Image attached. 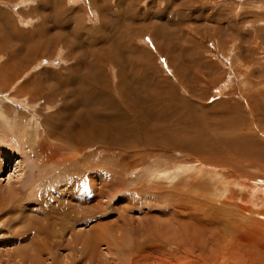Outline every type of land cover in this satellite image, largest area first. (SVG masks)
<instances>
[{
  "label": "rangeland",
  "instance_id": "374dc122",
  "mask_svg": "<svg viewBox=\"0 0 264 264\" xmlns=\"http://www.w3.org/2000/svg\"><path fill=\"white\" fill-rule=\"evenodd\" d=\"M95 1L97 2L96 6L99 10L92 5L91 0H0V74H2L0 76L2 78L10 77L14 72L17 74L20 72L22 77H20L19 80L17 79L15 84L13 82L1 83L0 108L1 110L5 108L14 109L13 112L15 114H22L23 118L26 117L30 119L29 122L32 123L33 127L37 128V135L44 133L45 124L48 125V123H50L53 126L58 124V126L61 127L55 117L61 109L62 99L60 97H58L59 100L58 98L52 97L50 102L46 103V105L43 103V100H40L37 102L38 104L34 105L37 106L36 109L33 106H28L27 98L23 100L19 99L20 101H18L16 98L12 97L19 88L18 85L22 86L30 83V81L34 79L33 75L36 74V72L42 76L41 79L49 78L45 72L47 71L51 74L52 70L64 73V75L68 73L72 79H75L83 72L89 71L90 68L94 67L99 70V68L102 67H100V65L103 64V61L109 59L108 61L112 62L110 64L111 66L108 65L110 83L104 88L103 101H100L103 105V113L106 114L107 107L111 104H117L119 107L123 106L122 108L126 110L132 109V104H138L139 108L144 111L148 117L147 123L144 126L145 128H150L151 131L147 129L141 131L139 129L138 132L135 133L136 137L133 142L139 138L142 139L144 136L147 142L149 139L151 145L148 148L146 144L147 147H145V145L143 148H133L134 150H131L132 147L130 146L124 147L125 143L129 144L131 141L128 139V135L122 132V130L119 131L120 129H117V126L102 120L99 136L106 140V143L100 145V149L96 148L95 150L94 146L90 145L91 142L85 140V145L82 146L83 150L79 153L78 150L80 147H75L73 140L66 143V139H54L51 141L56 151L53 155V161L50 160L48 161L49 163L46 162L44 164L41 157L36 154H30L28 147H26V144L24 145L25 141L29 144L28 138L25 139L23 143H20V140L17 141L18 139L15 141L14 136L16 135H14L12 129L16 128L12 122L4 123L3 125L0 121V126L2 127L0 128V137L4 140L2 144L6 148L8 147V150L16 154L14 157L16 160L8 163L0 173V186L3 191L19 188L21 190V197L24 200L20 203L22 206L18 204V207H22L19 210H15L14 207H7L11 210H8V212L16 217L15 220H12L11 214L6 213V211L2 213L6 215L7 219L10 218L7 220L8 223H10L9 232L18 229H26L24 225H29V223L25 224V221L31 222L32 219L30 218H33V221L30 223L33 226L46 222L42 217L35 214V212L32 213L31 209H26L27 207L25 206L34 202V200L35 202L42 200L39 202H44L47 208H50L52 204L51 207L53 206V210L50 211L52 214L54 213L53 211H56V214L62 212L60 203L66 202L63 198L65 196L60 193L63 192V185L71 180L70 182L72 184H70L69 190L71 188L73 190H71L69 194L67 193V199L71 198L74 199L73 202L77 201L79 203L77 197L84 191L86 194H83V196L85 198L87 197V200L84 198L83 201H80V203L85 206V213L79 215L81 217L75 222L76 225H72L73 230L70 232V236L68 235L69 231H67V233L66 231L64 232L63 239L64 237L65 239H74L78 230L83 229V234L87 240V248L84 250L86 253H83V255L89 254L91 251L93 255L95 253L96 260L94 258V261H97L96 264H114L111 260L112 255L106 252L105 244L95 247L97 242H93L91 239L90 232H92L93 227L96 225L102 227L103 224V226L107 227L109 230L108 238L110 241L112 243L115 241L113 244L118 242L117 244L120 245V248L123 246L121 249H118L117 252L120 251L119 254H115L114 252L116 251H113L115 257L121 255L119 259L115 261L118 262V264L129 263V260L132 259L138 251L141 252L142 250L144 255L150 253L152 254H150V256L159 255L156 254V250L160 247V244L161 246L165 244L163 243L165 239H168V241L179 239L178 242L183 246L182 251H185L183 256L184 262H187L188 259H194L196 261L192 264H203L202 260H204V257H206V259L209 257V259L211 258L213 261L216 260L218 264H264V202L262 199H259L260 196L264 199V174L256 169L248 170L247 172L249 175L260 177L259 180H253L243 177L241 171L229 170L227 173L226 170L222 169L223 167H218L217 169L215 167V171H222L215 172L216 177L214 178L216 180L209 181V177H207L209 173L206 174L203 172V175L200 174L203 170L205 172L209 171L205 168L200 170L201 172L198 173V176L189 172L179 173L176 171V167L180 160L181 162L191 160L186 159L185 156H183L184 153L171 149V144H169L168 139L171 138L174 140L180 133L185 137L191 134L196 129L193 123L194 120L186 116L188 115L187 113H184L181 118V115L176 117L177 114L172 113L175 112V110H171L167 113L162 111V109L151 110L152 108L145 107V105H150V103H154V101L158 104H161V102L163 104L164 99L166 100H164L165 103H168L170 100L176 102L185 101L186 105H188V103L192 104L199 108L196 110L194 117L198 123L204 125L208 135L209 132H211L209 125L214 124L215 126L216 123L219 124L223 122L215 119V123L213 120H210L215 111L231 109L232 106L235 108L237 104L238 107L242 108L245 104V98H243L244 93L250 89V85L248 81H246L248 73L249 75L264 74V0ZM70 6L71 10L69 9ZM64 7L66 8L65 12L62 10ZM95 15L97 18L94 17ZM69 17H72L74 20L80 19L81 22L74 24L72 22L73 20L70 21L68 19ZM136 25H140L141 27H134ZM53 34L54 36L50 38ZM128 36H131V38L137 36V39L134 41L136 44L135 46H130L123 42V39ZM42 38L43 40L39 41V43H43L40 44L41 46L48 45V54L43 57L39 56V52L36 51L37 53H35V55H37V58H35V61L33 60L30 64L31 66H26L27 69L23 68L26 63L18 61V58L21 57V59H24V56L29 54L31 49L34 50V44L38 43L37 41ZM96 38L97 41H95ZM44 40H49V43L47 44ZM99 40L101 43L106 42L107 46H111L109 51L110 54L104 56H99L97 53L93 54V45L99 43ZM112 45L114 46L112 47ZM156 45L159 47L158 51L154 50ZM136 49L138 51H136ZM47 52H45L44 55ZM111 69L112 71H110ZM114 69L119 73V79L121 78L118 80L117 86L113 80ZM44 70L45 72H43ZM72 70L73 72H71ZM9 71L11 73L10 76H8ZM159 76L164 78V82L166 79V82L172 85L175 90V96L167 98L163 95L160 90L161 87H163V82L158 80ZM250 78L256 81V78L252 76ZM45 80L46 82L43 81V83H39V85L45 84L42 85L45 88L52 87L54 83L48 81L49 79ZM39 81L41 80L39 79ZM69 87L71 89L72 86ZM252 90L254 89L252 88ZM157 93L158 96H155ZM124 104H128V106H124ZM92 105L93 102L85 106L82 105L84 107H82V110H84L86 114L85 127L88 128H90L93 123ZM200 106L204 107L203 110H201ZM38 109L41 110L42 114L38 113ZM129 113L134 117L138 116L130 110ZM43 115L48 119L47 122ZM207 117L209 119H207ZM59 118L63 120V123L65 122V119H61L60 116ZM135 118L136 120L139 119V117ZM67 120H70V118H66V121ZM62 122L60 121L62 125L66 126V122L65 124ZM67 124L69 125L68 121ZM143 132L149 134L145 135ZM213 134V136H216V133ZM219 134H222V131H220ZM40 137H42V135L39 136V139ZM109 141L111 143H109ZM179 141H182L181 138H179ZM119 143L122 144L120 145ZM120 146L122 147L120 148ZM156 146L158 148H156ZM218 148L220 147L218 146ZM147 149L151 152V156L149 157L147 156L150 152L148 153ZM126 150H128V152ZM26 151L30 155H28ZM123 151L130 157L127 159V161L131 163H129L128 166ZM77 152L79 153L78 155L75 154ZM26 154L29 157L26 156ZM155 154L157 155L155 156ZM73 155L76 157H73ZM218 155L220 156V154ZM172 156L173 161L175 159V161L178 162H176V166L172 165L173 162H171L172 159L170 158ZM115 157L118 160L115 159ZM161 158L163 159L162 161ZM19 159L22 163V174L19 177L20 179H17L18 174L16 170H14V165L19 162ZM88 161H90V163ZM134 161L137 162L136 165L133 164ZM175 161L173 164H175ZM150 162L154 164L155 162L157 163L155 165L152 163V167H157V170H162L163 167V170L167 168L165 170L166 175L161 174L159 178H152L146 181L144 176H142L143 168ZM191 162L193 163V161ZM116 163H118L117 167L113 166V168L112 165H116ZM167 163L169 165H167ZM196 163L202 164L204 162L197 161ZM72 167L75 170H73ZM79 167L80 169L81 167L83 168V172L76 171L79 170ZM120 167L121 171L119 170ZM71 171L72 173H70ZM119 171L121 172L120 175L123 174L120 176L121 178H117L119 177ZM70 174L72 176L71 178L69 177ZM129 174L131 178L128 176ZM192 174L197 176V179H200L197 180L199 182L197 184L200 185L199 187H201V189L193 187V189H191L193 190L192 192L191 190L189 192H184L186 189H184L185 187H180L182 186L181 183L185 180L189 182L192 181V179L189 178ZM63 175H67V177H63ZM124 175H127V177ZM78 176H81L79 177L81 181L78 179ZM226 176L228 177L229 184L227 186L223 184L227 179ZM72 179L75 181L72 182ZM77 180L79 183H77ZM202 182H205V187ZM38 183H40V185H38ZM179 183L180 185L177 186ZM246 183L248 184L247 187L241 186ZM111 185H113V187H111ZM118 185H122V187ZM206 185H212L214 191L216 190V195L213 196L220 201L217 202L218 207H221L220 209H210V203L205 201V192L206 190H210ZM253 186L256 187L254 188L256 193L251 198L249 196L251 190L249 189H253ZM175 187L177 191L173 192L172 188L175 189ZM30 188H33V191L32 189L30 190ZM50 188L57 193L54 197H52V195H47ZM134 188L138 190H134ZM114 189L116 191H114ZM125 189L129 191H124ZM76 190L78 192H76ZM133 191L137 192L135 193ZM75 192L76 195H74ZM131 192L133 193L131 194ZM170 192H172V194ZM143 193L146 196H144ZM161 194L162 196L160 197ZM32 196L35 198L34 200ZM29 197L31 198L29 199ZM51 197L55 198L57 201L54 199L52 201ZM156 198H158V200ZM17 201H21L20 196ZM225 202H228L227 207H223V203ZM78 203L75 204L79 205ZM94 205H97V209H95ZM242 205L248 209V212L241 213L238 207L241 208ZM16 211L19 214H17ZM25 217L27 220H25ZM17 219L20 221L23 219L25 221L22 220V223H16L18 225L21 224V226L15 229L14 224L15 221H18ZM80 219L82 220L80 221L82 224L79 222ZM22 224L24 225L22 226ZM92 225L93 227H91ZM10 226L12 228H10ZM157 235L159 237H157ZM161 235H163L164 238H161L163 237ZM200 235L202 238H199ZM128 237H131V239H128ZM156 237L158 239H156ZM120 241L123 245L120 244ZM128 241L129 245H127ZM133 241L137 242L136 246H134ZM130 242L133 243L132 246ZM194 242L197 244H193ZM201 242L203 243L201 244ZM193 245H196L195 248ZM146 246L151 249H148ZM201 246H204L202 250ZM57 247L59 248V246L54 247V252L52 254L53 258L49 257L51 258L50 260H52V262L49 260L52 264L57 263L60 256H72V258L76 256L77 258V256L80 255L74 249H69L68 246H65L67 249L64 247L59 252ZM124 247L125 249H123ZM4 248H1V250ZM116 248H118V246H116ZM129 249L131 251H129ZM136 249L139 250L137 251ZM164 249H166V247ZM186 249H188V252ZM192 249L193 251H191ZM127 250L128 254L126 253L123 257V254L127 252ZM135 250L136 252H134ZM166 250L164 251L167 252L168 255L170 252L168 248ZM173 250L174 249L171 248V251ZM91 253L89 256L92 257ZM224 254L227 257H222ZM127 256L129 257L127 258ZM79 257H81V255ZM98 257L100 260H98ZM201 257H203V259ZM169 260L172 262L173 259L170 258ZM67 263L71 264V262ZM72 264H82V262L79 263L76 261ZM85 264L87 263L85 262Z\"/></svg>",
  "mask_w": 264,
  "mask_h": 264
},
{
  "label": "bare ground",
  "instance_id": "6f19581e",
  "mask_svg": "<svg viewBox=\"0 0 264 264\" xmlns=\"http://www.w3.org/2000/svg\"><path fill=\"white\" fill-rule=\"evenodd\" d=\"M42 2V1H41ZM70 2V1H69ZM91 3L92 5H94L96 7V9H98V7L96 6L97 2L95 0H91ZM103 3V2H102ZM69 4V3H68ZM109 4V3H108ZM65 6V4H64ZM66 7V6H65ZM62 9L64 10L63 12H65V8ZM60 8V7H59ZM71 8V6L69 7V9ZM59 10V9H58ZM71 10V9H70ZM99 10V9H98ZM102 10V9H101ZM145 10V9H144ZM68 11V10H66ZM104 11V10H103ZM102 11V12H103ZM146 12V11H145ZM116 13V12H115ZM51 14V13H50ZM65 14V13H64ZM95 14V13H94ZM107 14V13H105ZM68 15V14H67ZM66 16V15H65ZM107 16V15H106ZM117 16V15H116ZM67 17V16H66ZM95 18L96 15L94 16ZM87 18V17H86ZM85 18V19H86ZM94 18V19H95ZM70 21L73 20L72 22L74 24H76L77 22H81L80 19H73L72 17H69L68 18ZM97 20V19H96ZM60 21V20H59ZM89 21V20H88ZM102 22V21H101ZM53 24V23H52ZM80 24V23H79ZM103 24V22H102ZM85 25V24H84ZM104 25V24H103ZM126 25V24H125ZM78 26V24H77ZM101 26V25H100ZM106 26V25H105ZM140 25H136L134 27H138ZM119 27V26H117ZM141 27V26H140ZM144 27V26H143ZM95 28V27H94ZM98 28V27H97ZM122 28V27H120ZM133 28V27H132ZM81 29V28H80ZM45 30V29H44ZM71 30V29H70ZM144 30V28H143ZM133 31V30H132ZM136 32V31H135ZM145 32V31H144ZM158 32V31H157ZM54 33V31H53ZM122 33V32H120ZM148 33V32H147ZM45 34V33H44ZM55 34V33H54ZM54 34L50 37L52 38L54 36ZM79 34V33H78ZM111 34V33H110ZM47 35V34H46ZM51 35V34H50ZM132 35V34H131ZM150 35V34H149ZM158 35V34H157ZM62 36V35H61ZM68 36V35H67ZM135 36V35H134ZM131 38V36H128V37H125V39H123V42H125L126 44L130 45V46H135V40L137 39L136 37ZM151 36V35H150ZM158 37V36H157ZM95 38V37H94ZM213 38V37H212ZM72 39V38H71ZM70 39V40H71ZM91 39V38H90ZM42 39L38 40L35 45V47L33 48L34 50L31 49V51L29 52V54H27L26 56H24V59L21 57H17L19 60L18 61H22V63H26V65L23 67V68H26V66H31L30 64L33 62V60L35 61V58H37V55H35V53H37L36 51L39 52V56H43L45 57L48 52V45H43L41 46L40 44L42 43H39V41H42ZM46 41V43L48 44L49 43V40H44ZM57 41V40H56ZM97 41V38L96 40ZM260 41V40H259ZM262 41V40H261ZM68 43V42H67ZM262 43V42H261ZM264 43V42H263ZM43 44V43H42ZM125 44V45H126ZM53 45V44H52ZM60 45V44H59ZM62 45V44H61ZM67 45V44H66ZM38 46V47H37ZM114 45H112L113 47ZM118 46V45H117ZM124 46V45H123ZM128 46V47H130ZM140 46V45H139ZM120 47V46H119ZM125 47V46H124ZM91 48V47H90ZM118 48V47H117ZM137 48V47H135ZM111 49V46L110 45H106V42L104 43H101L100 40H99V43H95L93 45V51L94 53L93 54H98L99 56H104V55H107V54H110L109 51ZM129 49V48H128ZM232 49V48H231ZM156 51L159 50V47L156 45L155 46V49ZM128 51V50H127ZM130 51V50H129ZM132 51V49H131ZM136 51H138L136 49ZM149 51V50H148ZM231 51V50H230ZM233 51V50H232ZM47 52L45 55L44 53ZM155 52V51H154ZM244 52V51H243ZM114 53V52H113ZM59 54V53H58ZM112 55V54H111ZM246 55V54H245ZM93 56V55H92ZM97 56V55H96ZM138 56V55H137ZM140 56V54H139ZM16 58V59H17ZM94 58V57H93ZM92 58V59H93ZM98 58V57H97ZM108 58V57H107ZM14 59V58H13ZM109 60V59H108ZM107 60V61H108ZM106 60L103 61V64L100 65L101 68L98 69H95L94 67L93 68H90L89 71L87 70V72H83L81 75H79L77 78L75 79H72L71 76L68 75V73L66 75H64V73H61V72H57V71H53L52 70V73L50 74V72L48 73L47 71L45 72V70L43 72L46 73V75H48L49 78H45V79H49L48 81H51L52 83H54L52 85V87L50 86V88H45L44 86L42 85H45V84H41L39 85V83H43V81L46 82L45 79H41L42 76L40 74H38L36 72V74H34V79L30 81V83H27L25 85H18L19 88L16 90V92L14 93V95L12 97L16 98L18 101H20L19 99H25L27 98L28 99V106H33L34 108H36L37 106H34L36 104H38L37 102H39L40 100L42 101L43 100V103H49L50 100L53 98H58L60 97L62 99V105H61V109H60V112L56 114V120L57 122L61 125V127L58 126V124L55 125L56 126H53L52 124L48 123L45 124L44 128H45V131L43 130V134L42 137H40L39 139V136L41 135H37V128L36 127H33L32 123H30V119L28 118H23L22 117V114H15L13 111L14 109H10V108H5L4 110H1L0 108V121L3 123H8V122H12L14 124V127L16 129H12V132H14V139L15 141H19L20 140V143H23L25 139H29V144L25 141L24 145L26 144V147H28V151L30 154H36L38 155L39 157H41L42 161L44 162V164L50 160L53 161V155L54 153L56 152L55 151V147L52 146V143L51 141L54 140V139H66V143H69V141H74V146L75 147H80V149L78 150V152H82L81 150H83L82 146L85 145V140H89L91 142V146H94L95 150L96 148L97 149H100V145H104L106 142V140H104L100 135V132H101V122L103 121H106V122H109L111 124H113L114 126H117L116 128L117 129H120L119 131L122 130V132H124L125 134L128 135V139L131 140L129 142V144L125 143L124 144V147H132L131 150L133 148H143L146 144L148 145V148L149 146L151 145L149 143V139H148V142L146 141L145 137L143 136L142 139H138L136 140L135 142L134 139H135V133L138 132V130L140 129L141 131H145V129L147 130H150V128H145V124L147 123V114L142 111L140 108H139V105H135V104H132L133 105V108L132 109H129L132 113H135L136 115L138 116H135V117H139L138 120H136V118L134 116H132L130 113H129V110H126V109H123L122 107H119L117 104H111L110 106L107 107V110H106V114L103 113V105L102 103H100V101H103V92H104V88L107 87L110 83V80H109V68H108V65H110L112 62H107ZM133 61V60H132ZM29 62V63H28ZM151 62V61H150ZM100 63V62H99ZM102 63V61H101ZM23 65V64H22ZM117 65V64H116ZM134 65V64H133ZM111 66V65H110ZM98 67V66H97ZM122 68V67H121ZM63 69V68H62ZM129 69V68H128ZM21 70V69H20ZM66 70V69H64ZM123 70V69H122ZM158 70V69H157ZM16 71V70H15ZM24 71V70H23ZM41 71V70H40ZM49 71V70H48ZM63 71V70H62ZM112 71V69L110 70ZM25 72V71H24ZM42 72V71H41ZM73 72V70L71 71ZM19 74L15 73L12 74L10 76V71L8 73V76L10 77H1L0 76V90H1V86L5 83H11L13 82L14 84L16 83L17 79L19 80V78L21 77V73L18 72ZM70 73V72H69ZM126 73V72H125ZM134 73V72H133ZM44 74V73H43ZM42 74V75H43ZM119 73L114 69L113 70V80L115 82V85L117 86V82L119 79ZM121 74V73H120ZM2 75V74H0ZM6 75V74H5ZM24 75V74H23ZM44 76V75H43ZM67 76V77H66ZM252 76L253 78H256V81L255 80H251L250 77ZM22 78V77H21ZM39 79L42 81H39ZM116 79V81H115ZM130 79V78H129ZM158 80L163 82V87H161V92L163 93V95L167 98H171V96H175V90L174 88L172 87V85L168 84L166 82V79H165V82H164V78H162L161 76L158 77ZM26 81V80H25ZM248 81V84L250 85V89L244 93V97L245 98V104L242 108L238 107V104L235 105V109L233 106L232 108L234 109H221V110H218V111H213L214 114L212 116V119L210 120H213L215 123V119L219 120V121H223L221 123H216V125L214 126L213 125H209V128H210V131L209 132V135H208V132L206 131L205 127L203 124L201 123H198L197 120L195 119L194 115L196 113V110L199 109L198 107H195L193 106L192 104H189L186 105V102L185 101H170L167 103L164 102L163 100V104L161 102V104H158L156 101L151 102V95L149 96V100H150V105H145V107L147 108H152L151 110H160L162 109V111L164 112H167L169 113L171 110H175V112H172L174 114H177L176 117H178V115H181V118H182V115H184V113H187L188 117H190V119H193L194 120V125L196 126V129L189 135H187L186 137L183 136V134H179L174 140H172L171 138L168 139L169 141V144H171V149L175 150V151H180L181 153H184L183 156H185L186 159L188 160H191L193 161V163L191 161H182L180 160L179 164L177 165L175 161V164L174 161H173V156L170 157L172 159L171 162L172 165H177L176 167V171H178L179 173L183 172V173H194L198 176V173L201 172L200 170L201 169H208L209 171L208 172H205L204 170L202 171V174L203 175V172L208 174L207 177H209V181H214V177H216V173L215 172H221V171H215V167L216 169L218 167H223L222 169L226 170L227 173L229 170H238V171H241V174H243L242 176L243 177H247V178H251L253 180H259L260 177H257L256 175H249L248 174V170H259L261 171V173L264 174V74H261V75H258V74H254V75H247V80ZM34 82V83H32ZM44 82V83H45ZM38 83V85H37ZM50 83V82H49ZM51 83V84H52ZM246 84V85H248ZM13 85V84H12ZM17 86V85H16ZM69 86H72L71 89ZM243 86V85H241ZM12 87V86H11ZM10 87V88H11ZM113 87V86H112ZM157 87V86H156ZM246 87V86H244ZM249 87V86H248ZM254 90H252V88ZM58 88V89H57ZM159 90V91H160ZM4 92V91H3ZM6 92V91H5ZM59 93V94H57ZM240 94V93H239ZM155 96H158V93L155 95ZM154 96V97H155ZM160 96V95H159ZM18 97V98H17ZM125 97V96H124ZM161 97V96H160ZM159 97V98H160ZM136 98V97H135ZM166 98V99H167ZM242 98V97H241ZM153 99V98H152ZM56 100V99H55ZM59 100V98H58ZM155 100V99H153ZM184 100V99H182ZM244 100V99H243ZM158 101V100H157ZM166 101V100H165ZM57 102V101H56ZM93 102V113H92V117H93V123H92V126L90 128L88 127H85V112L84 110H82V105H87L89 103H92ZM156 102V103H155ZM21 103V102H19ZM53 103V102H52ZM74 103V104H73ZM51 104V103H50ZM53 105V104H52ZM128 106V104H124V106ZM241 105V104H240ZM142 107H144L143 105H140ZM197 106V105H196ZM201 107V110H203L204 107L200 106ZM84 108V107H83ZM37 109V108H36ZM48 110V109H46ZM59 110V109H58ZM4 111V112H3ZM38 113L42 114L41 113V110L38 109ZM75 111V112H74ZM69 112V113H68ZM206 112V111H205ZM37 113V112H36ZM155 113V112H154ZM163 114V113H162ZM70 115V116H69ZM38 116V115H37ZM44 118L46 119V122H47V118L45 117V115H43ZM59 116L61 117V119H65V122H66V126L65 125H62L60 123V121L62 122L63 120H60ZM28 117V116H27ZM54 117V118H55ZM223 117V118H222ZM66 118H70V120H67L69 125L67 124V121H66ZM222 118V119H221ZM59 119V120H58ZM207 119H209L207 117ZM221 119V120H220ZM103 120V121H102ZM141 121V122H139ZM181 121V120H180ZM65 122L63 124H65ZM213 122V123H214ZM177 123V122H176ZM175 123V124H176ZM180 123V122H178ZM211 123V121H210ZM31 124V125H30ZM0 128H2L0 126ZM42 130V129H41ZM153 130V128H152ZM31 131V132H30ZM154 131V130H153ZM222 131V134H219V132ZM147 132V131H146ZM218 132V133H217ZM118 133V132H117ZM144 133V132H143ZM155 133V132H154ZM157 133V132H156ZM161 133V132H160ZM178 133V132H177ZM213 133H216V136H213L214 134ZM145 134V133H144ZM149 134V133H147ZM145 134V135H147ZM175 136V135H174ZM147 137V136H146ZM171 137V136H170ZM5 138V137H3ZM158 138V137H157ZM173 138V137H172ZM179 138H181L182 141H179ZM13 139V140H14ZM156 139V138H155ZM185 139V140H183ZM6 140V139H5ZM126 140V139H124ZM159 140V139H158ZM79 141V142H78ZM111 141V140H110ZM109 141V143H111ZM167 141V142H168ZM4 142V140L2 139V137H0V173L2 172L3 168L10 162L12 161H15L16 159L14 158L15 157V153L8 150L2 143ZM14 142V141H13ZM38 142V143H37ZM126 142V141H125ZM160 142V141H159ZM18 143V142H16ZM118 143V142H117ZM87 144V143H86ZM120 144V143H119ZM122 144V143H121ZM120 144V145H121ZM155 144V143H154ZM167 144V143H166ZM111 145V144H110ZM109 145V146H110ZM147 145L145 147H147ZM161 146V145H160ZM159 146V147H160ZM164 146V145H163ZM167 146V145H166ZM218 146L220 148H218ZM111 147V146H110ZM117 147V145H116ZM122 146H120L121 148ZM153 147V146H152ZM165 147V146H164ZM118 148V147H117ZM119 148V149H120ZM156 148H158L156 146ZM155 148V149H156ZM128 149V148H127ZM153 149V148H152ZM116 150V149H115ZM122 150H125V149H122ZM134 150V149H133ZM143 150V149H142ZM141 150V151H142ZM145 150V149H144ZM112 151V149H111ZM128 152V150H126ZM125 151V152H126ZM137 151V150H136ZM140 151V152H141ZM148 151V149H147ZM75 153V154H79V153ZM133 152V151H132ZM139 152V153H140ZM150 152V150L148 151V153ZM153 152V151H152ZM27 153V151H26ZM145 153V151H144ZM172 153V152H171ZM174 153V152H173ZM28 154V153H27ZM30 155V154H28ZM123 154L125 155L126 157V162H127V166L130 162L127 161V159H129V155L125 154L124 151H123ZM146 154V153H145ZM180 154V153H179ZM220 154V156L218 155ZM120 155V154H119ZM133 155V154H131ZM143 155V154H142ZM157 154H155L156 156ZM219 157H218V156ZM60 156V155H59ZM144 156V155H143ZM151 156V152L150 154H148L147 157ZM154 156V157H155ZM160 156V155H159ZM29 157V156H28ZM55 157V156H54ZM73 157H76L73 155ZM161 157V156H160ZM60 158V157H59ZM62 158V157H61ZM65 159V158H64ZM93 159V158H92ZM113 160L117 159L115 157L112 158ZM121 159V158H120ZM143 159V158H142ZM145 159V158H144ZM165 159V157H164ZM170 159V160H171ZM118 160V159H117ZM116 160V161H117ZM140 160V159H139ZM149 160V159H148ZM148 160H145V161H148ZM163 159L161 158V161ZM184 160V159H183ZM19 162L16 163L14 165V170H16L17 172V179H20L19 177L21 176L22 174V170H21V161L20 159L18 160ZM61 161V160H60ZM64 161V160H62ZM92 161V160H91ZM141 161V160H140ZM138 161V162H140ZM144 161V160H143ZM153 161V160H152ZM159 161V160H158ZM160 161V162H161ZM195 163L198 161H202L204 163ZM90 163V161H88ZM124 161L122 160V163ZM125 162V163H126ZM135 162V161H134ZM133 164L136 165L137 162H135ZM165 162V161H164ZM49 163V162H48ZM59 163V162H58ZM88 163V164H89ZM120 163V162H119ZM153 163V162H152ZM152 163H147L148 165L144 166L145 168H143V173H142V176H144V178L146 179V181L150 180V179H156V178H159V176L161 174H165L166 175V172L165 170L167 168L164 169V167L162 168V170H157V167H152ZM178 163V162H177ZM124 164V163H123ZM122 164V165H123ZM131 164V163H130ZM144 164V163H143ZM154 164V163H153ZM155 164H157L155 162ZM154 164V165H155ZM165 164V163H164ZM37 165V164H36ZM61 165V164H60ZM118 163L113 164V166H116L117 167ZM166 165V164H165ZM167 165H169L167 163ZM83 166V165H82ZM111 166V165H110ZM124 166V165H123ZM126 166V165H125ZM138 166V165H137ZM142 166V165H141ZM44 167V166H43ZM49 167V166H48ZM47 167V168H48ZM168 167V166H167ZM171 167V166H170ZM169 167V169H170ZM174 167V166H173ZM114 168V167H113ZM150 168H153V169H150ZM54 169V168H53ZM73 169V167H72ZM77 169V168H76ZM82 167L80 169L79 167V170H76V171H82ZM109 169V168H108ZM117 169V168H116ZM195 169V170H193ZM70 170V169H69ZM75 170V169H73ZM115 170V169H114ZM113 170V171H114ZM118 170V169H117ZM121 171V167L119 169ZM127 170V169H126ZM43 171V170H42ZM41 171V172H42ZM87 171V170H86ZM111 171V170H110ZM119 171V177L117 178H121L120 175L121 172ZM124 171H125V168H124ZM133 171V170H131ZM130 171V172H131ZM168 171V170H167ZM174 171V170H173ZM44 172V171H43ZM83 172V171H82ZM126 172V171H125ZM72 173V171L70 172ZM74 173V172H73ZM87 173V172H86ZM133 173V172H132ZM131 173V174H132ZM215 173V174H213ZM51 174V173H50ZM65 174V173H64ZM67 174V173H66ZM69 174V173H68ZM75 174V173H74ZM101 174V173H100ZM115 174V173H114ZM141 174V173H140ZM199 174V175H200ZM220 174V173H219ZM224 174V173H223ZM189 175V174H188ZM205 175V174H204ZM222 175V174H221ZM77 176V175H76ZM86 176V175H85ZM100 176V175H99ZM111 176V175H110ZM125 176V175H124ZM130 176V174L128 175ZM139 176V175H138ZM191 177H189L190 179H192V181H188V180H185L183 181V183H181L182 186L180 187H185L184 189V192H189L191 189H193V187H197L199 189H201V187H199L200 185H198L197 183H199L197 180H200V179H197L195 175H190ZM195 176V178H194ZM63 177H67L63 175ZM70 178L72 177L71 174L69 176ZM81 176H78V179L80 180ZM101 177V176H100ZM115 177V176H114ZM127 177V175L125 176ZM162 177V176H161ZM204 177V176H203ZM62 178V177H61ZM96 178V177H95ZM102 178V177H101ZM131 178V176H130ZM226 180L225 182L223 183L225 186L229 185L228 184V177L226 176ZM66 179V178H65ZM75 179V177H74ZM86 179V178H85ZM84 180V179H83ZM91 180V179H90ZM99 180V179H98ZM97 180V181H98ZM102 180V179H100ZM182 180V179H181ZM184 180V179H183ZM216 180V179H215ZM1 181V180H0ZM71 181V180H70ZM67 182L65 185H63V192H61L60 194L64 195L65 197L64 198V201L66 203H60L61 204V208H62V212H59L58 214H56V211H53L54 213L52 214L50 211L53 210V206L51 207L50 205V208L46 207V204L43 202V203H40L39 201H42V200H38L37 202H35V198L33 197L32 199L34 200V202L32 203H29L27 206L26 209H31L32 213L35 212V214L39 215L40 217H42V219H44L45 223H40L39 225L36 226H33L31 225L30 223L33 221V218H30L32 219L31 222L29 221H25L27 220L26 217H25V224L29 223V226L28 224L27 225H24L22 224V226L24 225V227L26 226V229L24 230H19L18 227L20 228L21 224H16V223H22L20 220L18 221H15V224H14V227L15 229H18V230H15L13 232H9V224L8 223V218L6 217V215L2 214L4 211H6V213L8 214H11L12 216V213H9L7 207H14V209H21L22 207H18L21 202H23L24 200L22 199L21 197V190L19 188H12L8 191H3L1 189V186H0V264H52L50 263V261L52 262V260H50L51 258L49 257H52V254L54 252V247L56 246H59L58 248V252L61 251L65 246H68L69 249H74L75 251H77L78 254L81 255V257L75 256V258H72V256H60L59 258V261H57V263L55 264H68L67 262H71L74 263V262H82V264L85 262L87 264H93L97 261H94V258L96 256V254L94 253V255L89 252V254H85L83 255V253H86V251H84L86 248H87V240L85 239V235L83 234V229H79L78 230V233H76L75 235V238H71V239H63V234H65L64 232L66 231H69L68 232V235L70 236L71 235V231L73 230V227L72 225H76V221L81 217L79 215L81 214H84L85 213V206L83 204L80 203V201H83V199L85 198L83 196V194H86V192H82V194L78 195V199H79V203L77 201L73 202L74 199H71V198H68L67 199V193L69 194V192L71 190H73L72 188L69 190V186L70 184H72L71 182ZM75 180L72 179V182H74ZM78 181V180H77ZM81 181V180H80ZM88 181V180H87ZM96 181V180H95ZM94 181V182H95ZM121 181V180H120ZM119 181V182H120ZM126 181V180H125ZM123 181V182H125ZM84 182V181H83ZM82 182V183H83ZM189 182V183H187ZM220 182V181H219ZM79 183V181L77 182ZM76 183V184H77ZM81 183V184H82ZM87 183V182H86ZM102 183V182H101ZM176 183V182H175ZM205 182H202L203 186L205 187L204 185ZM208 183V182H207ZM222 183V182H221ZM35 184V183H34ZM108 184V183H107ZM121 184V183H119ZM231 184V183H230ZM247 184V183H246ZM242 184L241 186H245L247 187L248 184ZM36 185V184H35ZM34 185V186H35ZM38 185H40V183H38ZM99 185V184H98ZM123 185V184H122ZM122 185H118L120 187H122ZM126 185V184H125ZM159 185V184H158ZM180 185L177 184V186ZM93 186V185H92ZM124 186V185H123ZM208 186V189H210L209 191L206 190L205 192V201L207 203H210V209H215V208H221V207H218L217 205V202H220L218 199L214 198V196L216 195V190L214 191V189L212 188V185H206ZM8 187V186H7ZM33 187V186H32ZM38 187V186H36ZM35 187V189H36ZM101 187V185H100ZM106 187V186H104ZM103 187V188H104ZM109 187V186H108ZM111 187H113V185H111ZM117 187V186H116ZM141 187V186H139ZM203 187V188H204ZM88 188V187H87ZM143 188V186H142ZM142 188H140L141 190H143ZM159 188V187H157ZM188 188V189H187ZM256 188L255 186H253V189H249L251 190V193L249 194V196L252 198L253 195L256 193L255 189ZM32 189L33 191V188H30V190ZM34 189V190H35ZM79 189V188H78ZM81 189V188H80ZM85 189V188H84ZM95 189V188H94ZM105 189V188H104ZM118 189V188H117ZM122 189V188H121ZM119 189V190H121ZM160 189V188H159ZM173 192H176L177 189L175 187L172 188ZM28 190V189H27ZM69 190V191H68ZM88 190V189H87ZM99 190V189H98ZM97 190V191H98ZM123 190V189H122ZM128 190V189H127ZM126 189L124 191H127ZM134 190H138L136 188H134ZM140 190V191H141ZM161 190V189H160ZM158 190V191H160ZM31 191V193H32ZM58 191V189H57ZM75 191V190H74ZM80 191V190H79ZM100 191V190H99ZM98 191V192H99ZM108 191V190H107ZM114 191H116L114 189ZM123 191V192H124ZM129 191V190H128ZM151 191V189H150ZM156 191V192H158ZM193 190H191L192 192ZM195 191V190H194ZM197 191V190H196ZM35 192V191H34ZM56 192V191H55ZM53 190H49V193H47L48 196H51L54 197L55 193ZM73 192V191H72ZM76 192H78L76 190ZM76 192L74 193V195H76ZM119 192V191H118ZM133 192H137V191H133ZM131 192V194L133 193ZM142 192V191H141ZM146 192V191H145ZM149 192V191H148ZM155 192V193H156ZM183 192V191H182ZM181 192V193H182ZM183 192V193H184ZM28 193V192H27ZM36 193V192H35ZM38 193V192H37ZM41 193V192H40ZM80 193V192H79ZM89 193V192H88ZM139 193V191H138ZM172 194V192H170ZM180 193V194H181ZM197 193V192H196ZM195 193V194H196ZM199 193V192H198ZM203 193V192H202ZM39 194V193H38ZM59 194V195H60ZM78 194V193H77ZM106 194V193H105ZM123 194V193H121ZM141 194V193H140ZM149 194V193H147ZM176 194V193H175ZM189 194V193H188ZM194 194V193H193ZM32 195V194H31ZM29 195V196H31ZM40 195V194H39ZM58 195V196H59ZM72 195V194H71ZM100 195V194H99ZM142 195V194H141ZM144 195V193H143ZM154 195V194H153ZM191 195V194H190ZM203 195V194H201ZM210 197H209V196ZM214 195V196H213ZM20 196V199L21 201H17L18 197ZM109 196V195H107ZM116 196V195H115ZM146 196V195H144ZM158 196V195H157ZM162 196V194L160 195V197ZM27 197V196H26ZM36 197V195H35ZM41 197V196H39ZM43 197V196H42ZM45 197V196H44ZM51 197V198H52ZM104 197V196H103ZM149 197V196H148ZM175 197V196H174ZM177 197V196H176ZM198 197V196H197ZM25 198V197H24ZM31 197H29L30 199ZM74 198V197H73ZM76 198V199H77ZM98 198V197H97ZM101 198V197H100ZM50 199V198H49ZM56 200L55 198H52V201ZM75 199V200H76ZM158 200V198H156ZM164 199V198H163ZM162 199V200H163ZM259 199H262V201L264 202V199L262 196L259 197ZM85 200H87V197L85 198ZM152 200H153V197H152ZM150 200V201H152ZM26 201V200H25ZM57 201V200H56ZM64 201H61V202H64ZM179 201V200H178ZM191 201V200H190ZM228 201V200H226ZM261 201V200H260ZM134 202V201H133ZM244 202V201H243ZM59 203V201H58ZM75 203H78L79 205L75 204ZM246 203V201H245ZM50 204V203H49ZM177 204V203H176ZM247 204V203H246ZM22 206V204H20ZM228 205V202H225L223 203V207H227ZM24 206V205H23ZM99 206V205H98ZM244 205L240 207H238L241 211V213H245V212H248V209L245 208V206L243 207ZM95 209H97V205H94ZM206 207V206H205ZM59 208V206H58ZM126 208V207H125ZM207 208V207H206ZM7 209V210H6ZM227 209V208H226ZM238 209V210H239ZM14 210V211H15ZM59 210V209H58ZM61 210V209H60ZM126 210V209H125ZM11 211V210H10ZM38 212V213H37ZM99 212V211H98ZM17 213V211H16ZM28 213V212H27ZM19 214V213H17ZM217 214V213H216ZM24 215V214H23ZM54 215V216H52ZM213 215V214H212ZM262 215V214H261ZM215 216V214H214ZM10 217V216H9ZM20 217H21V214H20ZM23 217V216H22ZM213 217V216H212ZM216 217V216H215ZM213 217V218H215ZM16 217L15 216H12V220H15ZM21 219V218H20ZM36 219V218H35ZM82 219V218H81ZM79 220L82 221V220ZM20 221V222H19ZM39 221V220H38ZM84 221V220H83ZM14 222V221H13ZM12 222V223H13ZM37 222V221H35ZM34 222V223H35ZM78 222V223H79ZM24 223V222H23ZM82 224V222H80ZM79 223V224H80ZM13 225V224H12ZM104 225V224H103ZM102 225L101 226H94L95 227V230H94V227L93 225L91 227H93V230L91 233V239L94 241H96V246L98 245H103L105 244V248H106V252H108L110 255H112L111 257V260L113 261L114 264H118V262H115L119 259V257L121 256H118V257H115L114 255L115 254H119L118 249L120 248V245H118L117 243L113 244L110 239L108 238L109 237V230L107 229V227H104ZM23 227V228H24ZM90 227V228H91ZM104 227V228H103ZM10 228H12L10 226ZM154 228V227H153ZM22 229V228H21ZM155 229V228H154ZM153 229V230H154ZM14 230V229H13ZM150 230V229H149ZM155 231V230H154ZM153 231V232H154ZM169 232V231H168ZM157 233V232H156ZM162 234V233H161ZM167 234V233H165ZM156 235V234H155ZM153 235V236H155ZM160 235V234H159ZM164 235V234H163ZM161 235V236H163ZM66 236V235H65ZM134 236V235H132ZM131 236V237H132ZM160 236V237H161ZM165 236V235H164ZM161 237V238H164ZM169 236V235H168ZM131 237L128 239H131ZM157 237H159L157 235ZM156 237V239H158ZM187 237V236H186ZM167 238V236H166ZM199 238H202L201 235ZM173 239V238H172ZM171 239V240H172ZM176 239V238H175ZM195 239H196V236H195ZM125 240V239H124ZM179 240V239H178ZM178 240H172V241H168V239H165L162 246L160 244V247L157 249L156 247V254H159V255H154V256H150V254H146L144 255V252L143 250L141 252H139L137 249V254H135L132 259L129 260V263L127 262L126 264H192L194 263V259H188L187 262H184L183 261V256H184V252L182 251L183 250V246L181 243L178 242ZM162 241V240H161ZM188 241V240H186ZM194 241V240H193ZM220 241V240H219ZM227 241V240H226ZM64 242H65V246H64ZM123 242V241H122ZM134 242V246H136L137 242L133 241ZM157 242V240H156ZM198 242V241H197ZM218 242V241H217ZM183 243V242H182ZM187 243V242H186ZM190 243V242H188ZM200 243V242H199ZM203 242H201L202 244ZM211 243V242H210ZM120 244L121 241H120ZM133 243L130 242V245L132 246ZM158 244H159V241H158ZM157 244V245H158ZM184 244V243H183ZM192 244V242H191ZM193 244H197L196 242H194ZM123 245V244H122ZM129 245V241H128V244ZM185 245V244H184ZM200 245V244H199ZM206 245V244H205ZM226 245V243H225ZM241 245V244H240ZM116 246H118V248H116ZM174 248H173V247ZM196 246V245H195ZM195 246L193 245V247L195 248ZM228 246V245H227ZM226 246V247H227ZM4 247H7V248H4ZM123 247V246H122ZM121 247V248H122ZM147 247V246H146ZM166 247V249L168 248L169 250V254L167 255V252H165L164 249ZM187 247V246H185ZM184 247V248H185ZM204 246H201V250L203 249ZM206 247V246H205ZM1 248H4L3 250H1ZM90 248V247H89ZM92 248V247H91ZM120 248V249H121ZM148 248V247H147ZM150 248V247H149ZM148 248V249H149ZM171 248L174 249L173 251H171ZM221 248V246H220ZM223 248V247H222ZM228 248V247H227ZM65 249H67L65 247ZM98 249V247H97ZM125 249V247L123 248ZM128 249V247H127ZM131 249V248H130ZM129 249V251H131ZM151 249V248H150ZM190 249V248H189ZM93 250V249H92ZM132 250H133V247H132ZM136 250L134 252H136ZM153 250V249H152ZM187 252H188V249H186ZM242 250V249H241ZM73 251V250H72ZM88 251V250H87ZM113 251H116L114 252L115 254L113 255ZM124 251V250H123ZM167 251V250H166ZM193 251V249L191 250ZM190 251V252H191ZM254 251V250H253ZM74 252V251H73ZM96 252V251H94ZM133 252V251H132ZM131 252V254H132ZM197 252V251H196ZM200 252V251H198ZM203 252V251H202ZM222 252V250H221ZM225 252V251H224ZM90 253L92 254V257L89 256ZM107 253V254H108ZM124 253V252H123ZM128 254V250L127 252H125L123 254V257L125 254ZM204 253V252H203ZM202 253V254H203ZM211 253V252H210ZM219 253V251H218ZM130 254V255H131ZM134 254V253H133ZM186 254V253H185ZM187 254H191V253H187ZM194 254V253H193ZM215 254V253H214ZM66 255V254H65ZM152 255V254H151ZM171 257H170V256ZM228 255V254H227ZM85 256V257H84ZM89 256V257H88ZM99 256V255H98ZM114 256V257H113ZM161 256V257H160ZM186 256V255H185ZM192 256V255H191ZM190 256V257H191ZM213 256V255H212ZM215 256V255H214ZM226 256L225 254L222 256L224 257ZM91 257V258H90ZM122 257V259H123ZM129 256H127L128 258ZM200 257V256H199ZM227 257V256H226ZM53 258V257H52ZM92 260L90 261L89 260ZM99 258V257H98ZM170 258H172V262L169 260ZM193 258V257H192ZM203 259V257H201ZM225 258V257H224ZM116 259V260H115ZM121 259V260H122ZM209 259V257L207 258ZM206 257H204V260H202L203 264H218L215 261L211 260V258L207 260ZM50 260V261H49ZM88 260V261H87ZM96 260V258H95ZM100 260V258L98 259ZM185 260H186V257H185ZM120 261V260H119ZM227 261V260H226ZM101 262V261H100ZM99 263V261H98ZM70 264V263H69ZM120 264V263H119ZM122 264H125V263H122ZM195 264H198V263H195ZM228 264V263H227Z\"/></svg>",
  "mask_w": 264,
  "mask_h": 264
}]
</instances>
